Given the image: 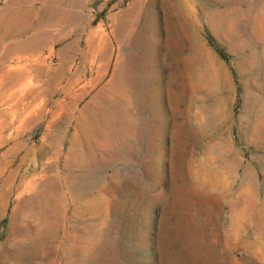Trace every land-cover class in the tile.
Wrapping results in <instances>:
<instances>
[{
  "label": "rangeland",
  "instance_id": "1",
  "mask_svg": "<svg viewBox=\"0 0 264 264\" xmlns=\"http://www.w3.org/2000/svg\"><path fill=\"white\" fill-rule=\"evenodd\" d=\"M0 15V264H264V0Z\"/></svg>",
  "mask_w": 264,
  "mask_h": 264
},
{
  "label": "bare ground",
  "instance_id": "2",
  "mask_svg": "<svg viewBox=\"0 0 264 264\" xmlns=\"http://www.w3.org/2000/svg\"><path fill=\"white\" fill-rule=\"evenodd\" d=\"M4 21H6V20H3V16L0 15V25H7L6 23H4ZM7 35H8V31L6 30V28H4V32L0 33V40L5 38ZM16 47H17V45H15V44L13 46L9 47L8 51H7V54L5 55L6 58H4L3 60L1 59L2 63L1 62L0 63H1V66H2V70H1L0 75H2L3 77H6L7 75L12 77L14 74H16V73L18 74V72L20 73V71L25 69V66H26L27 63H25V62H24V64H20L19 63V57H18V55L15 54V51L17 50ZM2 79H4V78H2ZM0 87H1V85H0ZM57 103H59V102H57ZM54 185H55V183H54ZM44 192H45V190H44Z\"/></svg>",
  "mask_w": 264,
  "mask_h": 264
},
{
  "label": "trees",
  "instance_id": "3",
  "mask_svg": "<svg viewBox=\"0 0 264 264\" xmlns=\"http://www.w3.org/2000/svg\"><path fill=\"white\" fill-rule=\"evenodd\" d=\"M216 52H217V54L221 57V58H223L224 56H223V53L221 52V51H219V50H216Z\"/></svg>",
  "mask_w": 264,
  "mask_h": 264
}]
</instances>
